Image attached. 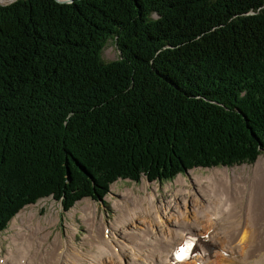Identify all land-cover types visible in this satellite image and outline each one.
I'll return each mask as SVG.
<instances>
[{"label": "trees", "instance_id": "16d2710c", "mask_svg": "<svg viewBox=\"0 0 264 264\" xmlns=\"http://www.w3.org/2000/svg\"><path fill=\"white\" fill-rule=\"evenodd\" d=\"M263 154L264 0L0 6V233L43 198L68 212Z\"/></svg>", "mask_w": 264, "mask_h": 264}, {"label": "bare ground", "instance_id": "6f19581e", "mask_svg": "<svg viewBox=\"0 0 264 264\" xmlns=\"http://www.w3.org/2000/svg\"><path fill=\"white\" fill-rule=\"evenodd\" d=\"M217 180L215 178L197 181L196 184L199 187L197 191L201 199L199 201V198L195 197V202L198 204L189 206L187 209L184 208V205L183 208L179 206L178 209L174 208L171 211H169L171 206H168V209L166 208L167 215L164 214L165 220L161 221L165 227L160 224L161 217L159 218L160 213L157 211L153 194L152 196L147 194L145 197H149L148 200L144 199L139 206L136 204L126 213V209L131 207L134 200L127 203L126 206L125 204L122 205L123 207L119 206L118 210L125 216L117 224H111V227L104 223H98L97 204L91 203L87 206L95 204L96 212L95 210L91 212L86 210L90 232L85 237V245L95 251L87 252L83 249L84 255H82L73 240H69L64 246L59 237H55L50 242L51 234L48 233L50 236L45 244L46 249H49L55 240H60L62 244L53 243L51 249L46 253L44 249L38 248L36 243L35 245L31 244V239L36 233L31 235L30 240L24 238L25 234H22L20 239L15 241L17 247L15 259L11 258L12 251L10 257L7 258L10 261L0 260V264H39L40 262L43 264H178L174 262L173 254L180 247L183 248L186 241L193 239L192 237H196L193 260L184 264H264V173H262L261 179L258 178L251 182V187H249V183L245 182L235 184L231 179H227L225 185H217ZM257 182L259 183L257 184ZM232 187L235 195H227ZM222 188L225 189L224 193H222ZM210 189L215 197L210 192L208 194L207 190ZM210 196L212 197L208 201ZM216 197L218 199H215ZM230 198L236 200L232 201ZM214 200L220 201L217 210H211L212 204L210 203H213ZM186 210L192 213V217L189 215L187 218V215L183 213ZM208 212L212 213L211 217L213 218L207 224L203 223L200 226L199 222L205 218ZM92 213L95 216L91 215ZM154 218L155 221H152ZM130 223L137 224V226L127 230L126 227ZM210 223L211 228H209ZM217 224L216 234L214 228ZM114 227L115 231H113ZM110 228V233H108L107 229ZM30 230L29 228L28 232ZM45 235L41 234L40 236ZM137 236H139V240L134 244L133 240ZM222 238L226 242H221ZM25 240L29 241L24 242ZM42 242L44 241L41 238ZM68 243L73 247L70 252L64 248ZM142 246L145 249H142Z\"/></svg>", "mask_w": 264, "mask_h": 264}, {"label": "rangeland", "instance_id": "374dc122", "mask_svg": "<svg viewBox=\"0 0 264 264\" xmlns=\"http://www.w3.org/2000/svg\"><path fill=\"white\" fill-rule=\"evenodd\" d=\"M16 1L17 0H0V6H8ZM55 1H58L60 3L72 2V0H55ZM102 58L105 62H113L121 58L115 40H110L107 43L106 47L103 50ZM258 170H262V171H258ZM262 173H264V154L261 155L257 160V162L253 165H242L231 169L223 168V167L216 169H195L183 175H179L173 182L166 183L164 185L158 182L150 183L145 178L140 183H134L130 180H119L117 183L112 185L111 192L108 195V197H106L104 202L98 203L90 199H85L77 203L75 207L68 213H64L62 206L59 203L55 202L53 199L51 198L43 199L37 202V204L33 206L31 205L24 208L20 212L21 215L19 213L17 217H15L10 222L8 229L5 230L2 234H0V259H5V262L10 261V259L7 258L10 257L12 251L13 254L11 258L15 259L17 255V247L15 245V241L17 239H20V236L22 234H25L23 236L24 238L30 240L31 235L33 233H36V235L32 237L31 244L35 245L36 243L37 247L40 249H44L46 253L48 250L51 249V245L53 243L62 244L63 242V245L65 246V243H67L69 240L74 241L75 246L78 247L79 253L80 254L82 253V255H84V252L82 251L83 249L87 252L95 251L92 250L88 245H85V237L86 235L88 236L90 232L89 224L87 222L88 214L86 210H89V212L95 210V204H92L91 206H87L90 205L91 203L97 204L96 214L99 218L98 223H105L111 227V224L113 223L117 224V222L122 217L125 216V214L122 215L121 212L118 210L119 206L123 207L122 206L123 204L126 205L130 201L134 200L133 203L131 204V207L126 209L125 211L126 213L127 211L132 209L136 204L137 206H139V204L144 199L148 200L149 197H145L147 194H150V196H152L153 194L157 206V211L160 213L159 218L161 217L160 220V224H161V221L163 222V219L165 220L164 214L167 215L166 208L168 209V206H171V208L169 209V211H171V209L174 208L178 209L179 206L183 208L184 205V208L187 209L189 206L198 204L197 202H195V197H197V199L199 198L197 191L199 187L196 184L197 181L201 182V181H207L217 178L218 179L217 185H225L226 180L231 179L235 184L239 182H245V183H249V187H251L252 186L251 182L255 181L258 178L259 179L262 178ZM258 183L259 182H257V184ZM224 191L225 189L222 188V193H224ZM207 192L208 194L211 193L212 196L215 197L212 193V189H210L209 191L207 190ZM227 195L230 196L235 195L233 187L229 189ZM212 196L209 197L208 201ZM215 199L218 198L216 197ZM198 200L200 201L201 199L199 198ZM230 200L235 201L236 199L230 198ZM219 203H220L219 200H214L213 203L211 202L210 203L212 204L211 210L212 209L217 210ZM238 209L240 210V208ZM23 211L26 213L23 214L22 213ZM183 213L187 215V218H189V215L190 217H192V213H189V210H186ZM91 215L95 216L94 213H92ZM211 215L212 213L208 212L205 218L199 222L200 223L199 225L201 226L203 223L207 224L209 221H211V218H213L211 217ZM94 216L91 217L94 218ZM153 220L155 221V218L152 219V221ZM138 223L139 221L137 222V224ZM137 224L135 225L137 226ZM135 225L130 223L126 228H128L127 230H130ZM147 225L150 226L149 224ZM161 225L165 227L164 223ZM42 227L46 228V231H44V228ZM29 228L31 229L30 232H28ZM209 228H211V223ZM217 228H218V224L214 228L216 230V234H217ZM22 231L25 233H21ZM113 231H115V227ZM48 233L51 234L50 242L55 237L61 238L62 242L60 240L59 241L55 240L50 245L49 249H46L45 244L50 236V234ZM41 234L43 235L46 234V235L41 237L40 236ZM41 238L44 241L42 243H41ZM29 240H25L24 242H28ZM138 240H139V236L135 237L133 243L136 244ZM220 241L226 242L223 240V238ZM133 243L130 242V244L132 245ZM47 245H49V243H47ZM64 248L69 252L73 249V247L69 245V243L67 247ZM142 249H145V247L142 246ZM33 258L38 259L36 258V256L35 257L33 256ZM39 264H43V263L40 262Z\"/></svg>", "mask_w": 264, "mask_h": 264}, {"label": "snow or ice", "instance_id": "6c2138e0", "mask_svg": "<svg viewBox=\"0 0 264 264\" xmlns=\"http://www.w3.org/2000/svg\"><path fill=\"white\" fill-rule=\"evenodd\" d=\"M187 246H189L190 247V243L187 245ZM185 248H181L179 251H180V253H183V252H185ZM175 258L177 259V260H183V259H185V256L184 255H176L175 256Z\"/></svg>", "mask_w": 264, "mask_h": 264}]
</instances>
